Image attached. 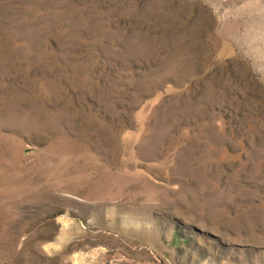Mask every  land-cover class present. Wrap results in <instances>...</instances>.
<instances>
[{"label": "rangeland", "instance_id": "rangeland-1", "mask_svg": "<svg viewBox=\"0 0 264 264\" xmlns=\"http://www.w3.org/2000/svg\"><path fill=\"white\" fill-rule=\"evenodd\" d=\"M0 264H264V0H0Z\"/></svg>", "mask_w": 264, "mask_h": 264}]
</instances>
